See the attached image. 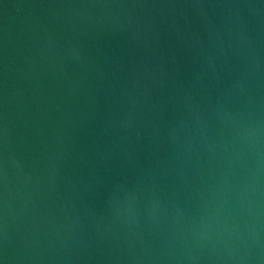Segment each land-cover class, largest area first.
<instances>
[{
	"label": "water",
	"instance_id": "water-1",
	"mask_svg": "<svg viewBox=\"0 0 264 264\" xmlns=\"http://www.w3.org/2000/svg\"><path fill=\"white\" fill-rule=\"evenodd\" d=\"M0 264H264V0H0Z\"/></svg>",
	"mask_w": 264,
	"mask_h": 264
}]
</instances>
